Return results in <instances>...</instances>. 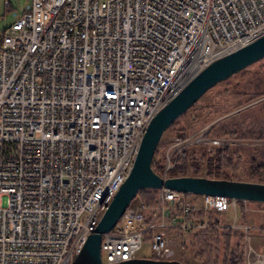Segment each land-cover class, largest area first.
<instances>
[{
  "label": "built area",
  "instance_id": "2783aa9c",
  "mask_svg": "<svg viewBox=\"0 0 264 264\" xmlns=\"http://www.w3.org/2000/svg\"><path fill=\"white\" fill-rule=\"evenodd\" d=\"M263 33L264 0H31L0 34V264H71L151 117L202 67ZM209 127L165 140L159 173L191 145L230 142ZM157 189L102 232L103 262L137 255L144 237L170 258L172 228L237 225L207 212L239 198ZM241 249L242 264L263 263L250 238Z\"/></svg>",
  "mask_w": 264,
  "mask_h": 264
},
{
  "label": "water",
  "instance_id": "95a60500",
  "mask_svg": "<svg viewBox=\"0 0 264 264\" xmlns=\"http://www.w3.org/2000/svg\"><path fill=\"white\" fill-rule=\"evenodd\" d=\"M264 57V33L236 49L227 52L196 72L149 120L129 173L105 208L71 264H189L176 257L135 255L119 262L106 263L100 257L102 232L109 230L118 217L144 187L166 186L194 193H221L245 200L264 201V180L232 177H211L204 174H175L163 176L152 167L160 159L157 148L163 131L185 112L207 89L248 64ZM157 149V150H156Z\"/></svg>",
  "mask_w": 264,
  "mask_h": 264
},
{
  "label": "rangeland",
  "instance_id": "374dc122",
  "mask_svg": "<svg viewBox=\"0 0 264 264\" xmlns=\"http://www.w3.org/2000/svg\"><path fill=\"white\" fill-rule=\"evenodd\" d=\"M30 3L31 0H0V34L7 24L14 21L19 17L21 12L29 8ZM260 80H262L264 83V57L248 64L239 71L232 73L227 78L219 80L212 87L207 89L190 108L179 115L163 131L157 148H162V146H164L165 140H167L171 135L179 134V131L183 130L184 128L186 131L185 134H189L205 125L210 126L212 123L224 117L229 118L231 115L233 119H237L238 121L239 119L242 120L238 124L240 127L239 131L246 129L245 125L251 120L256 122V125L260 127L261 130H264V93L259 94L256 93V89L254 90L255 83H262L259 82ZM233 83H235V87H231L232 89L229 88ZM257 130L260 131L259 129ZM223 135L226 134H222L221 136ZM206 136H213L210 133L209 128ZM227 136L229 137L230 142L225 144H230L232 147L239 146V151H241V159L237 161L236 154L234 152L230 154L232 157V163L230 166H225V170L232 178H244L246 174L248 176L249 166V162L246 160L244 145L263 144L264 137H258L257 135L250 137L230 136L228 134ZM159 144L161 145L159 146ZM208 144L209 142L198 143L191 145L186 149L193 150L194 156L198 157L203 149L208 150ZM203 171L204 169L202 167L200 172L202 173ZM132 200L137 202L139 197H135ZM241 202V216L239 206L235 209L229 206L224 210V212L219 211V216L225 219H222V223L228 222L226 218L232 220L236 219L235 224L237 225L230 227L237 228V233H234L232 238H235V241L239 240V253L241 257L240 263L242 264L241 248L244 244V238L251 239V245L255 252L264 253V202L257 200H242ZM194 203L199 204V199L195 200ZM243 224L247 225L246 232H244V229L241 226ZM192 230H189L188 232H191ZM167 234L170 237V245L173 249V253L169 257H181L190 264H200V261L194 258L191 253L189 255L180 252V250L184 249L182 247L183 244H181V237L185 233L172 228L167 231ZM193 250V247H189L184 251L192 252ZM137 255L153 256L152 249L147 241V238H143L141 247L137 250ZM251 255L252 257H255L254 252H252ZM262 261V264H264V258Z\"/></svg>",
  "mask_w": 264,
  "mask_h": 264
},
{
  "label": "trees",
  "instance_id": "16d2710c",
  "mask_svg": "<svg viewBox=\"0 0 264 264\" xmlns=\"http://www.w3.org/2000/svg\"><path fill=\"white\" fill-rule=\"evenodd\" d=\"M259 82L262 83L259 84L257 82L254 84V90L256 89V93L261 94L264 93V83L262 80ZM234 85L235 83H233L229 88L235 87ZM230 117H232V115ZM230 117H224L212 123L209 127L210 133L217 136L228 134L230 136L250 137L257 135L258 137H264V130H261V128L256 125V122L251 120L245 125L246 129L239 131L240 127L238 124L242 120L239 119L238 121L237 119ZM184 129L179 131V134H185L186 131ZM161 144H159V146ZM244 147L246 152V160L249 162L248 176L246 174L244 178L264 180V143L244 145ZM233 152L236 154L237 161H239L241 159V151H239V146L232 147L230 144L222 143L214 145L209 150L203 149L198 157L194 156L193 150L184 149L181 151L178 161L169 170V174L196 175L201 173L200 169L203 167L204 171L201 174L211 177H230L225 170V166L231 165L232 157L230 154ZM162 165V157H160V159H156L155 157L153 158L152 167L156 171L161 172ZM157 190V188L153 187H144L139 189L135 197H139L140 200L146 203H152L156 199ZM242 200L243 199H239L238 202L240 216L242 215L240 208ZM207 217L209 221H217L218 223H221L222 219L225 220L219 216V211L215 210H209L207 212ZM234 233H237V228L230 227L229 225H212L204 228H197L191 232L185 233L181 237V244H183L182 247L184 249L180 250V252L189 255L191 253L194 258L200 261V264H241V257L239 253L240 247L238 242L239 240L235 241V238H232ZM189 247H193L194 250L192 252L184 251ZM182 260L189 263L184 259Z\"/></svg>",
  "mask_w": 264,
  "mask_h": 264
},
{
  "label": "bare ground",
  "instance_id": "6f19581e",
  "mask_svg": "<svg viewBox=\"0 0 264 264\" xmlns=\"http://www.w3.org/2000/svg\"><path fill=\"white\" fill-rule=\"evenodd\" d=\"M95 226H96V225H95ZM94 228H95V227H94ZM93 230H94V229H93ZM93 230H92V231H93Z\"/></svg>",
  "mask_w": 264,
  "mask_h": 264
},
{
  "label": "flooded vegetation",
  "instance_id": "af4514ba",
  "mask_svg": "<svg viewBox=\"0 0 264 264\" xmlns=\"http://www.w3.org/2000/svg\"><path fill=\"white\" fill-rule=\"evenodd\" d=\"M192 105H193V104H192ZM192 105H191V106H192ZM191 106H190V107H191ZM190 107H189V108H190Z\"/></svg>",
  "mask_w": 264,
  "mask_h": 264
}]
</instances>
